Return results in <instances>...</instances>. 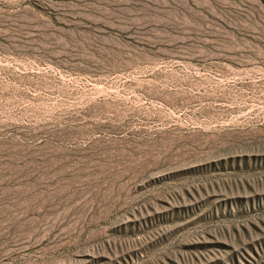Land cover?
<instances>
[{"label": "rangeland", "instance_id": "rangeland-1", "mask_svg": "<svg viewBox=\"0 0 264 264\" xmlns=\"http://www.w3.org/2000/svg\"><path fill=\"white\" fill-rule=\"evenodd\" d=\"M0 264H264V0H0Z\"/></svg>", "mask_w": 264, "mask_h": 264}]
</instances>
